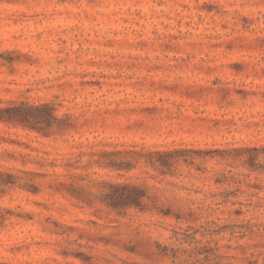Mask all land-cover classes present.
<instances>
[{"label": "rangeland", "instance_id": "374dc122", "mask_svg": "<svg viewBox=\"0 0 264 264\" xmlns=\"http://www.w3.org/2000/svg\"><path fill=\"white\" fill-rule=\"evenodd\" d=\"M10 100L55 118L0 120V264H264V0H0Z\"/></svg>", "mask_w": 264, "mask_h": 264}, {"label": "trees", "instance_id": "16d2710c", "mask_svg": "<svg viewBox=\"0 0 264 264\" xmlns=\"http://www.w3.org/2000/svg\"><path fill=\"white\" fill-rule=\"evenodd\" d=\"M54 107L49 103L32 104L27 101L10 100L9 105L0 106V120L6 122H29L37 127V125L45 124L51 126L53 124ZM231 152H238L239 155H247L245 163L251 168L255 169L256 161L259 155L257 147H246L243 149L235 148L226 151V155ZM148 154H155L157 159L150 158L149 161L154 166L162 169H171L180 160L191 162L195 156H188L185 150L171 149V150H155ZM112 192L107 194V202L114 208L131 207L133 205L143 204V199L146 192L141 187L130 184H111Z\"/></svg>", "mask_w": 264, "mask_h": 264}]
</instances>
